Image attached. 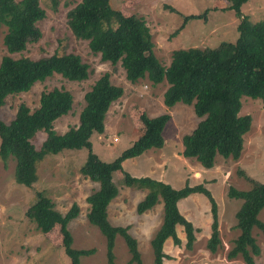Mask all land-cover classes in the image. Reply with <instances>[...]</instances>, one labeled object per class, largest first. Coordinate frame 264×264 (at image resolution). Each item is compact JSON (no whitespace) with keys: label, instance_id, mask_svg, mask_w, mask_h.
Listing matches in <instances>:
<instances>
[{"label":"trees","instance_id":"trees-1","mask_svg":"<svg viewBox=\"0 0 264 264\" xmlns=\"http://www.w3.org/2000/svg\"><path fill=\"white\" fill-rule=\"evenodd\" d=\"M225 1L227 5L221 8L232 10L239 19L236 40L223 41L212 48L174 49L167 66L161 64L154 54L152 34L143 18L135 14L123 16L110 6L109 0H79L67 13V25L72 34L86 40L90 51L99 54L101 60L111 64L120 62L129 82L136 83L146 78L155 86L166 81L167 86L162 93L166 109L177 102L192 105L195 116L200 120L190 133L182 136L181 154L195 159L204 169L214 166L217 155L233 160L240 157L243 136L252 124L249 114H239L241 97L264 101V20L252 22L243 14L241 7L248 0ZM207 11L184 15L183 22L173 35L176 36L189 19L201 18ZM44 17L45 11L39 0H0V28L6 27L3 44L7 51V55L0 60V108L7 96L27 92L36 82L53 74L75 82L88 77V64L75 53L12 56L22 53L29 44L39 40L41 31L37 23ZM122 94L123 89L111 82L109 73H103L85 93L77 125L58 134L53 124L71 110L72 94L56 87L41 91L34 109L20 103L9 122L0 118V159L6 163L12 158L15 182L32 187L37 181V164L45 155L86 149L87 156L79 172L99 183L98 189L86 198L89 204L86 218L105 239L108 264H113L116 235L122 237L127 247L128 263L143 264L137 240L130 234L129 225H115L108 218V206L119 192L116 180L132 189L147 190L144 198L136 204L138 214L151 209L161 198L162 221L150 240L153 264H164V259L168 257L164 246L168 240L174 246L180 247L183 243L177 232L178 226L184 232L185 248H192L196 229L182 215L178 202L195 193L204 195L210 204L211 233L206 248L215 253L221 243L218 205L204 184L190 185L186 182L176 189L155 178L132 176L122 166L126 159L163 147L162 131L170 119L167 110L153 117L142 113L141 133L113 160L103 161L92 151L91 137L104 132L109 106ZM39 133L43 134V139L36 146ZM238 173L250 187L239 189L230 185L227 189L228 198L240 200V205L233 225L239 234L226 257L234 259L240 255L245 264H256L254 256L259 254V248L252 229H259L264 236V222L258 218L264 208V183L244 171ZM78 213L76 203L65 214L60 213L54 208L51 198L39 190L35 191L34 200L24 212L25 217L41 232L59 228L69 264H80L81 256L94 253L93 248L72 246L73 238L67 226Z\"/></svg>","mask_w":264,"mask_h":264},{"label":"rangeland","instance_id":"rangeland-1","mask_svg":"<svg viewBox=\"0 0 264 264\" xmlns=\"http://www.w3.org/2000/svg\"><path fill=\"white\" fill-rule=\"evenodd\" d=\"M79 0H39L45 17L37 24L41 31L38 41L31 43L20 54L13 57L43 54L75 53L88 64V77L80 82L68 81L58 74L36 82L29 91L9 95L0 108V118L9 122L20 103L30 109L38 105L40 92L52 88H64L73 97L71 110L56 119L54 130L62 134L78 123L79 113L84 106V95L96 79L103 73L110 75L114 85L123 89V94L109 106L104 120V132L91 137L92 151L103 161L113 160L122 150L129 147L141 133L143 124L140 115L146 113L153 117L164 111L170 113L162 135L164 144L159 149H149L143 154L122 162L125 171L132 176H148L170 184L179 189L186 182L190 185L202 183L210 190L218 205V232L221 240L215 253L206 248L211 233L210 204L207 198L195 193L181 199L178 207L182 215L195 227V241L190 250L185 248L184 232L180 226L177 232L183 240L181 246H174L170 240L164 251L168 257L164 264H245L238 255L228 259L226 253L233 247V240L239 234L234 229L235 212L240 200L229 199L227 189L230 185L239 189H249L238 171H244L256 181L264 183V101L247 96L241 97L239 114L252 117L250 130L243 136L244 144L237 160L215 157L211 169H204L192 158H186L182 136L190 133L200 120L193 112L192 105L175 103L166 109L162 93L167 83L163 81L152 85L146 78L136 83L129 82L120 62L111 64L103 61L100 55L92 53L87 41L76 38L67 25V13ZM110 6L123 16L132 14L143 18L152 34L153 51L164 66L170 62L174 49L189 47H216L220 42H234L238 36L239 19L232 10L222 9L225 0H109ZM217 6V9L214 7ZM201 18L189 19L184 28L174 36L173 33L183 22V16L201 14ZM244 15L252 22L264 20V0H248L241 7ZM6 27L0 28V60L7 55L3 44ZM43 139L37 135L36 146ZM116 139V140H114ZM87 150H63L59 154L45 155L37 164V181L32 187L17 184L14 180V160L6 163L0 159V264H69V258L62 247L59 228L41 232L35 224L25 217V210L34 200L35 191H43L54 203V208L62 214L76 203L78 215L68 223L74 248H93L94 253L81 256L80 264H108L105 239L96 226L88 223L86 214L88 195L99 187L79 172L85 162ZM119 178V176H116ZM119 192L108 206V218L115 225H129V232L138 243L143 264H153L150 240L160 226L163 215L161 198L142 214L136 212V204L142 200L147 190H137L124 186L116 180ZM264 222V208L258 215ZM252 235L259 248L254 256L256 264H264V236L257 228ZM113 264H129V253L121 236L116 235Z\"/></svg>","mask_w":264,"mask_h":264},{"label":"built area","instance_id":"built-area-1","mask_svg":"<svg viewBox=\"0 0 264 264\" xmlns=\"http://www.w3.org/2000/svg\"><path fill=\"white\" fill-rule=\"evenodd\" d=\"M114 140H116V139H114Z\"/></svg>","mask_w":264,"mask_h":264}]
</instances>
